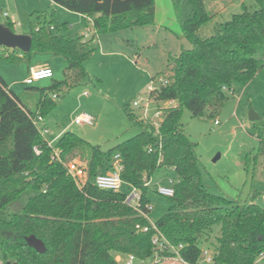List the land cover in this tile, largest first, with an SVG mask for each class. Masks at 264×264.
<instances>
[{
    "label": "trees",
    "instance_id": "16d2710c",
    "mask_svg": "<svg viewBox=\"0 0 264 264\" xmlns=\"http://www.w3.org/2000/svg\"><path fill=\"white\" fill-rule=\"evenodd\" d=\"M81 14L94 34L150 25L154 0H50ZM225 21L215 22L212 33L200 29L213 16L205 0H171L182 35L190 48L168 55L167 83L149 90L154 102L174 100L152 120L123 105L140 130L134 136L103 150L72 131L65 130L49 145L34 123L54 105L53 94L70 88L88 74L84 61L95 50L93 37L53 34L50 21L27 32L28 51L8 55L12 63L29 53L50 51L66 62L64 78L38 90L34 110L28 109L0 76V249L7 264H119L113 252L133 255L138 263L165 264L173 252L154 251L155 228L174 246L187 264H198L201 243L214 235L210 264H264V207L251 200L212 193L202 181L196 143L183 131L181 115L214 117L226 91L234 83L246 84L264 63V0H251ZM4 26L12 31L13 23ZM255 136L258 147L246 161L264 155V119ZM39 149V153L34 148ZM53 150L59 160L51 159ZM122 164L124 185L113 192L97 188L95 177L108 172L116 158ZM77 159L86 171L81 185L67 173L63 161ZM172 169L175 180L167 195L169 207L155 223L148 219V183L159 170ZM139 190L135 204L125 201L128 186ZM26 195L23 201L22 196ZM14 212L7 213L8 206ZM138 226V227H137ZM147 227L146 230L142 228ZM34 235L45 246L38 252L28 245ZM166 264H170L166 263Z\"/></svg>",
    "mask_w": 264,
    "mask_h": 264
},
{
    "label": "rangeland",
    "instance_id": "374dc122",
    "mask_svg": "<svg viewBox=\"0 0 264 264\" xmlns=\"http://www.w3.org/2000/svg\"><path fill=\"white\" fill-rule=\"evenodd\" d=\"M205 0L212 20L200 29L202 35H210L215 22L225 21L233 13L242 10L241 3L251 6V0H218L217 4ZM14 23L15 33H27L39 28L46 17L50 21L53 34H83L85 39L93 37L91 26H86V19L73 11L52 3L50 0H0V24L8 19ZM93 44L96 50L84 61L88 76L70 88L57 91L53 107L44 115L49 133L44 138L50 144L56 142L59 133L69 130L91 144L99 145L103 150L124 141L139 132V128L127 118L123 105L142 115L153 118L158 108L167 106L166 101L147 100L149 88L159 87L163 77L168 78L170 69L166 68L168 55L176 56L182 49L190 48L189 41L182 35L180 24L175 16L171 0H154V18L150 25L135 26L116 32L95 35ZM13 49L0 45V71L14 65L10 73L15 79L16 92L20 91L23 103L34 108L38 90L31 86L47 87L53 80L64 78L60 70L52 78L43 79L33 85L21 83L25 77L27 65L32 55L52 54L50 51L31 52L18 62L12 63L7 57ZM63 66L66 62L58 56ZM232 92L226 93V99L214 117H191L183 109L181 123L183 131L196 143L202 181L214 194H224L241 200H251L253 192H258L254 202L264 207L261 193L264 192V155L246 161L245 154L254 153L258 147L255 136L262 128L264 119V63L256 76L246 84L234 83ZM141 98V107L132 106V101ZM252 109L259 116L249 119ZM93 117L92 124H75L79 114ZM145 118V117H143ZM147 119V118H145ZM215 120L218 123H215ZM40 126V124L38 125ZM175 173L172 169H159L148 183L146 197L150 210L148 219L151 223L161 217L169 207V194ZM128 191V190H127ZM26 195L22 196L23 201ZM12 205L7 213L14 212ZM214 235L209 241L201 243L202 249L212 251ZM118 257L119 264H126L128 256L112 253ZM138 263L134 260L133 264ZM0 264H7L0 249ZM146 264H152L148 259ZM204 264V263H203ZM256 264H261L257 262Z\"/></svg>",
    "mask_w": 264,
    "mask_h": 264
},
{
    "label": "built area",
    "instance_id": "2783aa9c",
    "mask_svg": "<svg viewBox=\"0 0 264 264\" xmlns=\"http://www.w3.org/2000/svg\"><path fill=\"white\" fill-rule=\"evenodd\" d=\"M3 15L7 16V13L4 12ZM13 24L18 25V23H13ZM52 77H53V70L51 67L46 66V65L34 66V67H31L29 69V73L24 78V83L26 85H33L37 81L52 78ZM165 83H167V78L163 77V80L161 81L160 84H165ZM155 88H157V87L149 88V90H153ZM222 89L226 92H232L233 91L232 88H229L226 86H223ZM56 97H57L56 94L52 95L53 99H55ZM147 100H152V99L149 98V96H147ZM141 101H142L141 98L133 100L132 106L141 107L140 106ZM166 102H167V106H165L163 108L175 105L174 100H166ZM161 109L162 108H158L156 110L153 118H150V119L158 120L160 118ZM142 117L148 118L146 116V109H144V111L142 113ZM73 122L75 124H92L93 117L88 115V114L82 113V114L77 115L74 118ZM34 123L37 125V128H38V130L42 136H44V134L49 133V129L45 126L44 119L41 116H38L34 120ZM215 123L217 124L218 121L215 120ZM39 124H40V126H38ZM48 144L52 145L49 142H48ZM34 151L36 153H39V149L36 147L34 148ZM117 157L118 156L116 155L115 156L116 161H115L113 167L108 172L100 173L95 177L93 183L97 188L103 189V190H110L113 192H117V191H120L122 189V187L124 185V182L120 177V172L122 170V164H120V162L117 160ZM51 159L59 160V152L57 150H53V153L51 155ZM62 163L65 166L67 173L75 180L76 184L81 185L82 183H84L85 178H86V171H85L83 164L79 160L71 159V160L63 161ZM172 183H173V181H172ZM170 193H171V189H170L169 194ZM139 198H140L139 190L136 187L129 185L128 191H127L126 196H125V201L127 203H130V204H135L139 200ZM261 198L264 200V192L261 193ZM147 207L150 209L149 204H147ZM153 227L155 229V234L152 237L151 243L154 246L155 254L157 255L158 252H173L175 255L172 257H167L166 259H175L181 264H187L178 253V249L181 248V245H178L177 247L172 245L164 237V235L155 228L154 225H153ZM142 229L146 230L147 227H144ZM134 260H135V258L133 255H128V259L126 260V264H133ZM203 263L204 264H210L211 263V252L209 250H207L206 248L202 249L201 258H200L198 264H203Z\"/></svg>",
    "mask_w": 264,
    "mask_h": 264
},
{
    "label": "crops",
    "instance_id": "0c3cea01",
    "mask_svg": "<svg viewBox=\"0 0 264 264\" xmlns=\"http://www.w3.org/2000/svg\"><path fill=\"white\" fill-rule=\"evenodd\" d=\"M212 2L211 3H213V4H217V1L218 0H211ZM55 4V3H54ZM4 16V15H3ZM4 17H6L7 19H8V21H11L12 23H14V21H13V19L9 16V15H7V16H4ZM15 25V24H14ZM25 33V32H24ZM25 34H27V33H25ZM30 61H32V63H29L28 65H27V68H26V71H25V77L27 76V74L29 73V69L31 68V67H34V66H44V65H46V66H49V67H51L52 68V70H53V76L55 75V74H59L60 73V70H62V72H64V66H63V64H62V62L58 59V56H56V55H52V54H47V55H32V57H31V59H30ZM14 65H12V66H8V67H6V70H5V73L3 72V71H0V76L3 78V80L6 82V84L8 85V87L18 96V98L21 100V102L23 103V101H22V99H21V97H20V91H18V93L16 92V90L14 89V87L16 88V83L18 82L17 81V79H15L10 73H8V72H10L12 69H14V67H13ZM24 77V78H25ZM24 78L23 79H21V83H24ZM58 80H53V81H60V80H62V79H60V77L58 76ZM25 84V83H24ZM43 87H45V86H43ZM28 88H42V87H39V86H31V87H28ZM38 97H39V95H38ZM38 97H37V100H36V103H37V101H38ZM57 98V97H56ZM55 98V99H56ZM36 103L34 104V108H30V107H28V106H26L24 103V105L28 108V109H30V110H34L35 109V107H36ZM44 124H45V119H44ZM45 126H46V124H45ZM47 127V126H46ZM63 131H65V130H63ZM63 131H61L59 134H61ZM60 136V135H59ZM115 259L116 260H118V257L117 256H115ZM158 260V258L157 257H155V259L154 260H152V264H153V262H155V261H157ZM164 260H165V264L166 263H169L170 262V264H181V263H179L177 260H175V259H166V258H164Z\"/></svg>",
    "mask_w": 264,
    "mask_h": 264
},
{
    "label": "water",
    "instance_id": "95a60500",
    "mask_svg": "<svg viewBox=\"0 0 264 264\" xmlns=\"http://www.w3.org/2000/svg\"><path fill=\"white\" fill-rule=\"evenodd\" d=\"M0 45L11 49L18 48L22 51H28L31 47V37L29 34L15 33L9 27L0 24ZM258 118L259 116L250 109L249 119L255 120ZM27 242L29 246L38 252L45 251L44 243L34 235H31Z\"/></svg>",
    "mask_w": 264,
    "mask_h": 264
}]
</instances>
